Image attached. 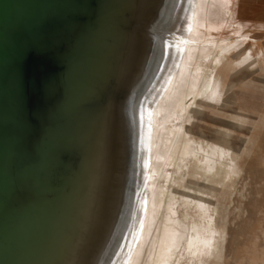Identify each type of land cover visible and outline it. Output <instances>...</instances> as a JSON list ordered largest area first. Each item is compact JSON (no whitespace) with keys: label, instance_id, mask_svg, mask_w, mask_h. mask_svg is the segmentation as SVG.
Instances as JSON below:
<instances>
[{"label":"water","instance_id":"95a60500","mask_svg":"<svg viewBox=\"0 0 264 264\" xmlns=\"http://www.w3.org/2000/svg\"><path fill=\"white\" fill-rule=\"evenodd\" d=\"M166 6L0 0V264H104Z\"/></svg>","mask_w":264,"mask_h":264},{"label":"rangeland","instance_id":"374dc122","mask_svg":"<svg viewBox=\"0 0 264 264\" xmlns=\"http://www.w3.org/2000/svg\"><path fill=\"white\" fill-rule=\"evenodd\" d=\"M199 1L165 0L170 13L166 22L158 20V31L154 30L156 51L151 52L148 70L153 67L156 73L147 88L142 84L136 92L142 101L135 113L140 121L133 138L134 160L144 170L146 186L136 185L137 193L142 191L131 205L132 226L120 238L121 243L129 238L130 246L121 261L114 257L116 264L123 259L132 264L135 257L137 264H152L168 234L176 241L172 228L162 235L170 224L178 231V243L169 264H264V0H204L220 7L215 8L218 22L209 25L193 17L189 31L200 34L192 33L189 41L186 10ZM187 46L189 51L210 48L209 56L220 50L216 57H222L218 66L213 64L203 98L200 95L174 121L171 107L180 86L169 90L168 81L160 77L180 67L183 58L180 63L176 52L183 54ZM159 95L172 98L163 111L165 97ZM149 142L151 160L143 152ZM174 149L181 157L171 161Z\"/></svg>","mask_w":264,"mask_h":264},{"label":"bare ground","instance_id":"6f19581e","mask_svg":"<svg viewBox=\"0 0 264 264\" xmlns=\"http://www.w3.org/2000/svg\"><path fill=\"white\" fill-rule=\"evenodd\" d=\"M219 2L221 1V0H218ZM222 3H223V1H221ZM212 4V3H211ZM214 4V3H213ZM217 4H218V2H217ZM216 4V5H217ZM224 5V4H223ZM209 6H210V8L211 9H209ZM220 6H222V4L220 5ZM217 6H215V5H213V6H211L210 4L209 5H207V3L204 1V0H200L198 3H196V5L195 6H193L192 7V9H188V10H186V11H189L188 13V15H186L185 16V18H186V20L187 21H185V23H187V25L185 26V29H186V38H187V40H189V38H190V36H192V33L194 34V35H198V34H200V32L199 31H197V30H193L192 31V33H190V29H189V24L188 23H190V21L192 20H195V19H193V17L194 18H196L197 16V18H199L200 20H202L201 21V23H208L209 25L210 24H213L214 22H218V20L216 19V13H215V8H216ZM223 7V6H222ZM217 8H220V7H217ZM216 8V9H217ZM176 10V9H175ZM175 13V12H174ZM183 13V12H182ZM184 13H185V11H184ZM187 13V12H186ZM163 15V14H162ZM179 16H181V15H179ZM220 17V16H219ZM177 18V17H176ZM179 18V17H178ZM184 18V17H183ZM181 19V18H180ZM223 19V18H222ZM175 20V19H174ZM183 20V19H182ZM220 20V19H219ZM161 21V20H160ZM159 21V22H160ZM181 21V20H180ZM161 22H163V21H161ZM160 22V24H162ZM164 22H166L165 20H164ZM219 22H221V20L219 21ZM168 23V22H167ZM164 24V23H163ZM170 24H172V23H170ZM169 25V24H168ZM193 25V24H192ZM201 25V24H200ZM203 25V24H202ZM163 26V25H162ZM168 27V26H167ZM174 27V26H173ZM173 27H171V28H173ZM190 27H191V25H190ZM164 28V27H163ZM170 29V28H169ZM178 29H180V28H178ZM200 29V28H199ZM156 31H158L157 29H156ZM206 31V30H205ZM190 34H189V33ZM159 34V33H158ZM162 35H165V34H162ZM168 36V35H167ZM169 38H173V37H171V36H168ZM194 38V37H193ZM180 39V38H179ZM179 39H178V41H179ZM196 40L198 39L197 37L195 38ZM194 39V40H195ZM156 40V39H155ZM155 40H153V41H155ZM193 40V41H194ZM157 41H158V39H157ZM190 41V40H189ZM171 42V41H170ZM172 42H173V40H172ZM161 44V43H160ZM171 44V43H170ZM189 44V43H188ZM163 45V44H162ZM170 46H172V45H170ZM155 47V46H154ZM166 47V46H165ZM168 47V46H167ZM173 47H174V45H173ZM192 47V46H191ZM195 47V46H194ZM198 47V46H197ZM206 47V46H205ZM157 48V47H156ZM189 48H190V46H189ZM213 48H215V47H213ZM184 49H187V51H185L184 52ZM184 49L181 51L183 54H180V53H178V52H176L177 53V55L175 56V57H177V59L180 61L182 58H183V62L181 63V61H180V63H181V65H180V67L179 68H171V70H170V67H168L169 68V70L170 71H167V73H163V75H161V77H160V79H161V81H168L167 83H169V84H167V88L170 90V89H172L173 90V88L174 89H176L177 90V87L179 88V86H180V89H179V92H178V96L177 97H175L176 98V103H175V105L173 106V108L171 107V111H173V114H172V116H171V118H172V120H176L179 116H181L185 111H187V110H189V107L190 106H192V104L194 103V101L198 98V97H200V95H201V97H202V95H204L205 94V92L207 91V89H208V87L210 86L209 85V82H210V78H212L211 77V73H210V71H211V69L213 68V66H216L218 63H220L221 62V57H222V55H220L219 57H216L218 54H222V51H220V50H218V51H216L215 52V55H214V53H213V51L211 52V53H213L211 56H209V53H210V48L209 49H204V47H198V48H195L194 49V51H191V49H190V51H189V49H188V46L187 47H184ZM196 49H197V51H196ZM216 49V48H215ZM177 50V49H176ZM213 50V49H212ZM154 52L156 51V50H153ZM215 51V50H214ZM159 52H161V51H159ZM170 52V51H169ZM153 53V52H152ZM158 53V51L156 52V54ZM162 53V52H161ZM173 53V52H172ZM180 54V55H179ZM164 55V54H163ZM162 55V56H163ZM155 57V56H154ZM167 57V56H166ZM226 57V56H225ZM162 58V57H161ZM173 58H174V56H173ZM172 58V59H173ZM158 59V58H157ZM160 59V58H159ZM164 59V58H163ZM167 59V58H166ZM169 59V58H168ZM170 59H171V57H170ZM151 60V59H150ZM173 60H175V58L173 59ZM228 60V59H227ZM152 61V60H151ZM243 61V60H242ZM159 62H160V60H159ZM164 62V61H163ZM162 62V63H163ZM166 62V61H165ZM225 62V61H224ZM161 63V62H160ZM250 63H252V62H250ZM173 64V63H172ZM213 64H216V65H213ZM158 65V64H157ZM195 65H197V68H195L194 66ZM170 66V65H169ZM218 66V65H217ZM251 66H253V65H251ZM159 67H160V65H159ZM173 67V66H172ZM164 72H165V70H164ZM197 73V74H196ZM200 77H199V76ZM212 80V79H211ZM161 81L159 82V83H161ZM163 83H165V82H163ZM143 86V85H142ZM159 86V85H158ZM165 86H166V84H165ZM164 86V87H165ZM174 86V87H173ZM161 87V86H160ZM162 88H163V86H162ZM154 89V88H153ZM160 91H161V88H160ZM159 91V92H160ZM163 91V90H162ZM175 91V90H174ZM140 92V91H139ZM149 92V91H148ZM171 92V91H170ZM138 93V92H137ZM142 93H144V92H142ZM162 93V94H161ZM160 94L161 95H163V92H161ZM167 93V92H166ZM140 94V93H139ZM161 95H159V98H160V96ZM147 96V95H146ZM157 96H158V93H157ZM161 97H165L164 99H162V102H161V105H163V107H164V105L166 104H169L170 105V103H167V101H169L168 99H172V98H167L166 96H161ZM141 98H142V96H141ZM144 98V97H143ZM203 98V97H202ZM154 99V98H153ZM160 100V99H159ZM166 102V103H165ZM141 103V102H140ZM160 104V103H159ZM158 104V105H159ZM139 105V104H138ZM172 105V104H171ZM168 106V105H167ZM166 106V107H167ZM140 107V106H139ZM166 107H164V108H162V111H163V109H166ZM169 107V106H168ZM158 108V107H157ZM140 109V108H139ZM157 109H155V111H156ZM161 109H159V111H160ZM192 110V109H191ZM190 110V111H191ZM139 111V110H138ZM140 111H141V109H140ZM166 111V110H165ZM167 111H168V109H167ZM198 111V110H197ZM138 113V112H137ZM139 114V113H138ZM135 115H137V114H135ZM143 117V116H142ZM142 117H141V119H142ZM133 118H134V116H133ZM137 120H139L140 121V119L138 118V119H136V116H135V125H134V127H132V130H133V132H136V128H137ZM174 120V121H175ZM131 121V125H132V120H130ZM160 122V121H159ZM162 124V123H161ZM161 124H158L157 123V125H158V127H159V125H161ZM165 125V124H164ZM162 126H163V124H162ZM152 127H153V125H152ZM153 129V128H152ZM156 129V128H155ZM140 132V131H139ZM141 136H143V135H141ZM148 136V135H147ZM147 136H146V138H147ZM150 136V135H149ZM134 137H135V134H134ZM145 137V136H144ZM152 139V138H151ZM151 139H150V141H151ZM145 140V139H144ZM153 140V139H152ZM186 140H188V139H186ZM146 142V141H145ZM147 142H148V140H147ZM152 142V141H151ZM154 143V142H153ZM150 144V145H149ZM149 144H148V146H145V148H144V153H145V155H147V160H151V158L154 156V153H153V151H152V149L150 148V146L152 147L153 145H152V143H150L149 142ZM174 152H172V154L170 155V157H169V160H176V159H178V158H180L181 156H180V154L174 149L173 150ZM147 152V153H146ZM133 156H134V153H133ZM138 156V155H137ZM212 156V155H211ZM135 157V156H134ZM209 158V157H208ZM205 159H207V158H205ZM140 160V159H139ZM209 160H211V159H209ZM141 161V160H140ZM139 161V162H140ZM205 161H207V160H205ZM134 163L136 164V160H134ZM148 163V162H147ZM137 165V164H136ZM142 165V164H141ZM140 166V165H139ZM138 165H137V178H136V182H135V187L133 188V190L131 191V193H130V196H128V200H127V206L125 207L126 209H125V212H124V216L121 218V221H120V223H119V226H118V228H117V232H116V235H115V237L114 238H112L113 240L108 244V246H107V249H106V251H105V253H104V255H103V257H102V261H101V263H104V264H116V261L114 260L115 258V256H116V258H119V260H120V258H123V256H125V250H126V246L129 244L128 242H127V240L129 239H127L125 242H123V243H121L120 242V238H121V236H122V234H123V232H125V231H127L128 232V230H129V228L132 226L131 224H132V214H133V212H132V207H131V205H132V203H135L134 201H135V199L137 198V195L138 194H140V192L142 191H140L139 193H137V191L139 190V188H137L136 187V185H138L139 184V186H140V189L141 188H143V187H145L146 186V181H145V176H144V170H142V169H140L141 168V166L139 167ZM143 167V166H142ZM166 173L167 172H163V175L164 176H166ZM147 188V187H146ZM145 190V189H144ZM146 192V191H145ZM137 193V194H136ZM143 194V193H142ZM141 195V194H140ZM144 195V194H143ZM168 201H170L169 199H168ZM131 203V204H130ZM140 204V203H139ZM135 214H136V210H135ZM134 214V215H135ZM124 223V224H123ZM196 226V225H195ZM174 229L175 231H174V233H176V241H175V238L173 237V235H171V234H168L167 236H166V238L164 239L165 240V242H164V244H163V246H162V249L160 250V252L155 256V258H154V260H153V263L152 264H169V260H172V257H173V255L174 254H176L174 251V249H175V246H176V244L178 243L177 242V232L178 231H176V228H174L173 227V225L172 224H170V225H167V228H164V232H162V235L163 234H165V233H167L168 231H170V230H172V229ZM132 229V228H131ZM132 231V230H131ZM129 231L130 232V234H129V237L131 238L132 237V240H133V234H134V232L132 231ZM173 231V230H172ZM125 234V233H124ZM180 234V233H179ZM131 235V236H130ZM196 235V234H195ZM180 237V236H179ZM132 240H130V241H132ZM129 241V242H130ZM129 246H130V244H129ZM127 251V250H126ZM122 260V259H121ZM120 260V261H121ZM138 261H139V258L138 257H135V259H134V263H132V264H137L138 263ZM126 262L127 261H125V263H124V259H123V262H120V264H126ZM171 263V262H170ZM130 264H131V262H130Z\"/></svg>","mask_w":264,"mask_h":264}]
</instances>
